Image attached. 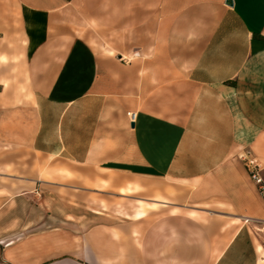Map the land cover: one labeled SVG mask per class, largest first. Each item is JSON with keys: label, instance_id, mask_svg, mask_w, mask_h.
Returning <instances> with one entry per match:
<instances>
[{"label": "crops", "instance_id": "1", "mask_svg": "<svg viewBox=\"0 0 264 264\" xmlns=\"http://www.w3.org/2000/svg\"><path fill=\"white\" fill-rule=\"evenodd\" d=\"M247 150L264 0H0V264H264ZM109 176L163 208L135 247L56 210Z\"/></svg>", "mask_w": 264, "mask_h": 264}, {"label": "rangeland", "instance_id": "2", "mask_svg": "<svg viewBox=\"0 0 264 264\" xmlns=\"http://www.w3.org/2000/svg\"><path fill=\"white\" fill-rule=\"evenodd\" d=\"M113 179L118 182L117 177L109 176L106 181H99V187L85 189L86 192L83 194L69 193L67 199L70 201V197H76L74 199L76 205L71 206L63 202L58 204L56 210L74 212L79 214L80 218L84 215L85 219L83 218L78 223L79 228L109 222L116 229L123 245L127 248L135 247L139 244L146 227L163 212V208L160 206L153 207L154 204L146 196V191L150 190L151 187H145L146 185L138 187L136 185L139 183L133 181L136 185H133L132 188L119 190L109 186V181ZM142 206H144V214L138 216L137 212L142 210ZM93 211L95 216H88V219H86V213H92Z\"/></svg>", "mask_w": 264, "mask_h": 264}, {"label": "built area", "instance_id": "3", "mask_svg": "<svg viewBox=\"0 0 264 264\" xmlns=\"http://www.w3.org/2000/svg\"><path fill=\"white\" fill-rule=\"evenodd\" d=\"M130 122L133 123L135 119V114L130 115ZM240 159L245 163V166L248 169L249 176L253 183L256 185L260 196L264 200V173L263 169L259 165L257 159L254 157L252 151L247 150L243 155L240 156Z\"/></svg>", "mask_w": 264, "mask_h": 264}, {"label": "water", "instance_id": "4", "mask_svg": "<svg viewBox=\"0 0 264 264\" xmlns=\"http://www.w3.org/2000/svg\"><path fill=\"white\" fill-rule=\"evenodd\" d=\"M227 4L233 5V0H227Z\"/></svg>", "mask_w": 264, "mask_h": 264}]
</instances>
